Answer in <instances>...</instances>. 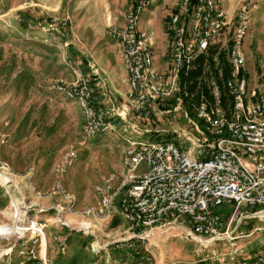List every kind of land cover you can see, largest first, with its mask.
I'll list each match as a JSON object with an SVG mask.
<instances>
[{"label": "rangeland", "instance_id": "1", "mask_svg": "<svg viewBox=\"0 0 264 264\" xmlns=\"http://www.w3.org/2000/svg\"><path fill=\"white\" fill-rule=\"evenodd\" d=\"M246 1L253 9L246 39L252 89L264 86V0H227L226 5L234 12ZM130 2L0 0V225L16 219L44 222L45 234L36 247L50 264H240L264 244V230L258 231L264 229L262 217L244 219L233 240L206 243L178 227L153 229L143 241L124 221L118 199L109 217L85 214L99 205L97 187L112 175L122 179L130 142L165 135L171 140L175 135L169 130L191 128L183 112L148 120L133 114L134 128L87 138L78 102L51 87L75 82L96 65L111 87L125 94L112 73L102 68L112 56L118 62L117 45L109 32L124 20ZM161 42L166 45L159 38L157 44ZM215 64L221 67L222 61L218 58ZM209 77L203 72L198 80L208 84ZM70 150L76 151V157L62 170ZM59 185L77 196L73 212L63 208L66 198ZM257 208L240 209L252 213ZM30 235L20 240L15 233L0 239V264H18L19 242H29Z\"/></svg>", "mask_w": 264, "mask_h": 264}, {"label": "built area", "instance_id": "2", "mask_svg": "<svg viewBox=\"0 0 264 264\" xmlns=\"http://www.w3.org/2000/svg\"><path fill=\"white\" fill-rule=\"evenodd\" d=\"M226 2L176 0L171 17L170 64L161 70L155 64L152 36L139 26L152 0L133 1L124 25L112 26L109 32L123 45L129 72L126 104H98L100 83L88 77L51 86L78 102L87 138L134 128L132 113L148 120L183 112L191 127L169 130L175 135L171 140L165 137L130 142L124 154L122 179L118 181L112 175L96 188L99 205L89 207L87 216L109 217L118 199L124 221L143 241L150 238L153 229L178 227L205 242L233 240L244 219L264 218V86L250 89L246 70V39L253 9L246 1L231 12ZM212 49L218 53L227 50L231 70L223 84L218 77L210 76V95L201 92L196 102V93L190 92L184 78ZM75 157L76 151L70 150L62 170ZM58 187L66 198L63 208L73 212L77 196L66 192L63 185ZM225 205L235 207L225 211ZM243 205L258 208L249 213L240 209ZM45 226L38 220L16 219L0 225V239L17 233L22 240L30 232L29 242H19L18 264H50L36 247ZM240 264H264V244Z\"/></svg>", "mask_w": 264, "mask_h": 264}, {"label": "crops", "instance_id": "3", "mask_svg": "<svg viewBox=\"0 0 264 264\" xmlns=\"http://www.w3.org/2000/svg\"><path fill=\"white\" fill-rule=\"evenodd\" d=\"M104 1V0H102ZM134 0L128 4L127 11L132 5ZM127 3V0H126ZM176 10V0H152L150 7L144 10L140 17L139 26L140 29L147 32L153 39V51L155 54V64L161 70H164L165 65L168 66L169 58L171 55V45H172V30H171V17ZM231 11V9H230ZM232 12V11H231ZM125 18L122 22L116 27H121L124 25ZM162 38L163 41H166L164 46L161 42L157 44V40ZM117 45V56L118 62H115L114 56L111 57L112 61L107 66V68H102L103 71H109V75L117 81V83L122 85V89H126L125 94L123 95L118 92L117 89L111 87L110 82L102 74L100 68L96 65H92L90 73H87L86 76L92 81H97L100 83L97 94L98 104L105 105V101H112L114 104L122 105L128 102L127 100V90L129 87V72L127 71L124 63L123 57V45L114 40ZM247 52V51H246ZM160 62V64H158ZM113 69V70H112ZM166 69V68H165ZM112 71V72H111ZM117 72V73H116ZM116 87V85H115ZM134 114V113H132ZM240 232V229L238 230ZM237 232V233H238Z\"/></svg>", "mask_w": 264, "mask_h": 264}, {"label": "trees", "instance_id": "4", "mask_svg": "<svg viewBox=\"0 0 264 264\" xmlns=\"http://www.w3.org/2000/svg\"><path fill=\"white\" fill-rule=\"evenodd\" d=\"M220 59L222 61L221 67L216 66L215 60ZM210 64L209 69L207 70L206 66L207 64ZM219 67L222 68L223 72L219 71ZM231 65L228 60V54L227 50H221L218 53L217 49H212L208 55L203 56L197 63L195 69H193L188 76H185V80L188 82V89L190 92L196 93L194 96V99L196 102H198L201 92H203L206 95H210V90L207 84L201 85L198 78L199 75H201L203 72L208 74V76H215L219 78V81L221 84H223V81L225 78L229 75L231 70ZM220 74V75H219ZM225 92V89H224ZM168 135H165L163 138H167ZM155 139H162V138H155ZM140 253V252H139ZM138 252H136V255ZM142 255V254H140Z\"/></svg>", "mask_w": 264, "mask_h": 264}, {"label": "bare ground", "instance_id": "5", "mask_svg": "<svg viewBox=\"0 0 264 264\" xmlns=\"http://www.w3.org/2000/svg\"><path fill=\"white\" fill-rule=\"evenodd\" d=\"M0 176H1V174H0ZM209 242V241H208ZM208 242H206V243H208ZM210 244V243H209Z\"/></svg>", "mask_w": 264, "mask_h": 264}]
</instances>
